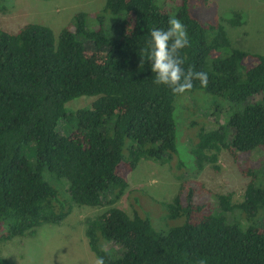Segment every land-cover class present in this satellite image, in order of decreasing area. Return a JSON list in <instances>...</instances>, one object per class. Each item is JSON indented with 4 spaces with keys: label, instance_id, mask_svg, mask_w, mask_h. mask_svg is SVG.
Segmentation results:
<instances>
[{
    "label": "trees",
    "instance_id": "16d2710c",
    "mask_svg": "<svg viewBox=\"0 0 264 264\" xmlns=\"http://www.w3.org/2000/svg\"><path fill=\"white\" fill-rule=\"evenodd\" d=\"M197 1L180 0L175 15L190 40L184 68L208 74L207 87L194 81L189 92L204 90L230 111L217 128H198V168L219 169L224 148L236 158L261 150L263 158L264 54L236 47L219 18L204 24L192 16ZM171 16L158 0H105L100 10L77 11L58 34L37 22L0 28V249L43 225H62L75 205L100 206L110 192L111 202L121 198L143 158H172L182 94L155 85L150 62L140 68L151 29H166ZM229 16L232 25L244 23L240 10ZM81 96L95 99L69 113L67 103ZM62 120L68 134L58 129ZM45 171L61 186L67 180L64 195ZM242 171L249 180L239 202L231 193L197 202L192 194L204 184L185 180L169 204L182 224L157 232L148 219L111 206L88 219V243L105 264H264V171ZM110 241L123 247L120 255L105 247ZM0 264L11 261L0 255Z\"/></svg>",
    "mask_w": 264,
    "mask_h": 264
},
{
    "label": "rangeland",
    "instance_id": "374dc122",
    "mask_svg": "<svg viewBox=\"0 0 264 264\" xmlns=\"http://www.w3.org/2000/svg\"><path fill=\"white\" fill-rule=\"evenodd\" d=\"M170 14L176 15L180 0H158ZM105 0H0V28L17 31L30 22L48 25L58 34L71 22L77 11L94 12L100 10ZM192 16L201 23L219 18L225 25L228 35L236 47L264 54V0H198L189 5ZM233 10L244 13V23L232 25L228 21ZM95 97L81 96L67 103L69 113L90 106ZM230 115L227 101L204 90L186 92L178 97L174 105L176 122V152L168 162L143 158L137 168L128 176V187L121 198L114 199V193L103 196L100 206L75 205L62 225L46 224L38 228L33 236L14 238L4 243L0 255L11 264H94L97 257L92 251L86 229L88 219L94 218L111 206L126 210L131 216L137 214L146 218L157 232H167L180 225L184 217H172L169 204L177 196L181 183L185 180L202 182L206 190L192 194L197 202L217 203L218 194L231 193L232 201L239 202L243 188L249 177L242 168L256 167L262 175L264 157L261 150L251 153H238V158L224 148L219 155V169L205 163L198 168L193 152L197 141L198 128L215 129L226 123ZM193 121L196 122L192 125ZM62 120L58 129L67 133L69 127ZM231 136L228 137V140ZM44 178L55 186L61 195L67 189V180L59 179L44 172ZM208 189V190H207ZM236 211L233 215H238ZM229 218H233L230 214ZM105 247L120 255L123 247L113 241Z\"/></svg>",
    "mask_w": 264,
    "mask_h": 264
},
{
    "label": "clouds",
    "instance_id": "9594fccd",
    "mask_svg": "<svg viewBox=\"0 0 264 264\" xmlns=\"http://www.w3.org/2000/svg\"><path fill=\"white\" fill-rule=\"evenodd\" d=\"M167 24L166 29H151L150 39L140 55V68H143L145 61L150 62L154 74L153 83L157 86H167L174 95L191 91L194 81H199L201 87H207L206 72L195 71L191 66L185 69L183 66L185 60L181 52L190 46L185 25L175 15L169 17ZM94 264H105L104 258L96 257Z\"/></svg>",
    "mask_w": 264,
    "mask_h": 264
}]
</instances>
